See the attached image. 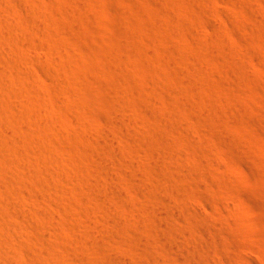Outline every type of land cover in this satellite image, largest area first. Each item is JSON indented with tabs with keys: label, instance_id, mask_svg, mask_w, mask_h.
I'll return each mask as SVG.
<instances>
[{
	"label": "rangeland",
	"instance_id": "obj_1",
	"mask_svg": "<svg viewBox=\"0 0 264 264\" xmlns=\"http://www.w3.org/2000/svg\"><path fill=\"white\" fill-rule=\"evenodd\" d=\"M0 109L14 264H264V0H0Z\"/></svg>",
	"mask_w": 264,
	"mask_h": 264
},
{
	"label": "bare ground",
	"instance_id": "obj_2",
	"mask_svg": "<svg viewBox=\"0 0 264 264\" xmlns=\"http://www.w3.org/2000/svg\"><path fill=\"white\" fill-rule=\"evenodd\" d=\"M30 9V8H29ZM28 9V10H29ZM33 9V8H32ZM30 10V11H33V10ZM36 10V9H35ZM34 10V11H35ZM26 11V10H25ZM36 12V11H35ZM38 13V12H37ZM28 14H30V13H28ZM33 14V13H32ZM30 16V15H29ZM36 16V15H35ZM17 18V20H18V18H21V17H16ZM15 18V19H16ZM31 19H33V17L31 18ZM22 20H23V18H22ZM29 20H30V18H29ZM34 22H36V19L35 20H33ZM24 22H25V20H24ZM22 22H21V19H20V21H18V27L20 26V24H21ZM15 25V24H14ZM23 25V24H22ZM20 26V28L21 27H23V26ZM14 27V26H13ZM12 27V28H13ZM6 29H7V27H6ZM10 30V29H9ZM8 31V30H7ZM6 31V32H7ZM12 31V30H11ZM9 32V31H8ZM44 40V39H43ZM38 41V40H37ZM48 41V40H47ZM51 41V40H50ZM43 42V41H42ZM49 42V41H48ZM52 42V41H51ZM38 43V42H37ZM39 44V43H38ZM41 44V43H40ZM52 44V43H51ZM53 45V44H52ZM39 47H40V49L42 50V48H43V50L45 51V54L44 53H42V54H44V57H45V59H46V61H50V62H52V64L54 65V61L52 60V58L53 57H57V55H58V51H59V49L57 50V48H55L54 46H47V44H42V48H41V46L39 45L38 46V49H39ZM43 51V52H44ZM45 61V60H44ZM4 63H6V62H4ZM11 63V62H10ZM49 63V62H48ZM52 65V66H53ZM56 67H58L59 68V66H57L56 65ZM61 70V69H60ZM59 70V71H60ZM1 110V109H0ZM3 111V110H2ZM1 111H0V115H1ZM3 114H4V112H3ZM3 114H2V118H4L5 117V115L3 116ZM7 114V113H6ZM7 116V115H6ZM5 119H7V118H4V121H5ZM3 120V119H2ZM7 121V120H6ZM8 122V121H7ZM6 123V122H5ZM98 128V127H97ZM1 130V129H0ZM130 146L128 145V148H129ZM130 148H133L132 146L130 147ZM128 149V150H125V151H128V152H130V154H134V156H133V158H135V160L134 161H136V163H138V164H140V163H143V164H146V165H149V166H152V167H155L156 165H157V160L154 158V157H151L150 155H149V153L147 154L146 153V151H142V150H140L139 148V150L136 148H133V149ZM127 152V153H128ZM63 161H64V163H68V162H66V161H69V160H67L66 159V157L64 158L63 157ZM159 161V160H158ZM142 167H145V166H143V165H141V169H142ZM122 174V173H121ZM2 181L1 182H3V184L4 183H6V179L3 177V178H0ZM154 180V179H153ZM7 182H8V180H7ZM153 183H151V185H152V187L155 185L154 183V181H152ZM110 184V183H109ZM147 187H149V186H147ZM151 187V186H150ZM149 187V188H150ZM120 192L122 193V195H126L127 194V191H126V189L121 185V187H120ZM137 193H138V196H139V198L141 199V201H142V203L143 202H148V200H149V190L145 187V188H138V190H137ZM2 205V204H1ZM3 206V205H2ZM2 206H1V210L2 209H4V208H2ZM174 206V205H173ZM181 207H183V205L181 206ZM87 208V207H86ZM90 208V207H89ZM143 208H145V207H143ZM175 208H177V205H176V207ZM175 208H174V211H176V213H177V210H175ZM184 208V207H183ZM88 210V209H87ZM97 210H99V209H97ZM3 211V210H2ZM94 211V210H93ZM119 218V217H118ZM117 218V219H118ZM94 219H95V222H96V226L95 225H93V224H91V222L89 223V221L88 222H86L85 223V225H84V230H85V233L87 234V235H91V234H93L94 233V231H95V229H97L98 228V230H106V231H108V232H116L117 230H118V228H117V224H118V226H119V223H117L115 220H113V218L112 219H108L107 217H105L103 214H101L99 211H94ZM121 219V218H120ZM122 219H123V217H122ZM170 220H165L164 221V227H165V233L166 234H170L171 233V225H170V222H169ZM127 222V221H126ZM125 220L123 221V220H121V222L120 223H122V225L124 226V225H126L125 223ZM17 223V222H16ZM16 223H15V225H16ZM19 224H21V223H19ZM15 225H14V227H15ZM1 226V225H0ZM3 227V226H2ZM14 227H12L11 229L12 230H14L13 228ZM20 227V226H19ZM0 229L2 230V228L0 227ZM3 230H4V228H3ZM2 230V231H3ZM21 230V229H20ZM5 232L7 231V230H4ZM11 231V230H10ZM10 231H7V232H9L10 233ZM5 232H4V234H5ZM18 232V231H17ZM19 233H20V231H19ZM19 233H16V235L17 234H19ZM22 233V232H21ZM164 233V234H165ZM7 234V233H6ZM11 234V233H10ZM10 234H9V237H10ZM164 234L162 235V236H164ZM8 235V234H7ZM15 236V235H14ZM22 236V235H21ZM20 236V237H21ZM8 237V236H7ZM23 237V236H22ZM2 238H3V235H2ZM13 238V237H12ZM4 239H6L5 237H4ZM4 239H2V242L4 241V244L6 243V241L4 240ZM11 239V238H10ZM14 239L15 238H13V241H14ZM8 240H9V238L7 239V242H8ZM12 240V239H11ZM19 240H21V239H19ZM1 241V240H0ZM16 241V240H15ZM14 241V242H15ZM173 242H174V239L172 240ZM171 241V242H172ZM1 242V243H2ZM16 242H18V241H16ZM15 242V243H16ZM1 243H0V245H1ZM9 243V242H8ZM10 243H13V242H11L10 241ZM175 243V242H174ZM3 244V243H2ZM14 244V243H13ZM8 245V244H7ZM6 244H5V246H7ZM4 245H2V246H0V247H3V250H1L0 249V264H14V261H16V257H15V255H13L12 253H11V251H10V247L9 246H7L6 248H4L5 247ZM10 249H9V248ZM8 248V249H7ZM13 249V248H12ZM37 258V257H36ZM40 258V257H39ZM217 258V256L215 257V259ZM20 259V258H19ZM42 259H44V258H42ZM41 259V260H42ZM40 260V261H41ZM39 261V262H40ZM219 261H221V259L219 260ZM18 262V261H17ZM42 263H44V261H41ZM40 262V263H41ZM217 262V261H216ZM38 263V262H37ZM49 263V262H48ZM220 263V262H219ZM214 264H216L215 262H214ZM218 264V263H217Z\"/></svg>",
	"mask_w": 264,
	"mask_h": 264
}]
</instances>
